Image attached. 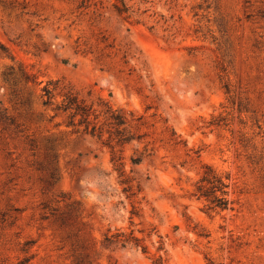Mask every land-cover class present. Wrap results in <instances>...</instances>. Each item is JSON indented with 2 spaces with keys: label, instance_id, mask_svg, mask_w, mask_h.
I'll use <instances>...</instances> for the list:
<instances>
[{
  "label": "rangeland",
  "instance_id": "1",
  "mask_svg": "<svg viewBox=\"0 0 264 264\" xmlns=\"http://www.w3.org/2000/svg\"><path fill=\"white\" fill-rule=\"evenodd\" d=\"M50 79L109 99L135 138L68 126ZM205 164L226 209L193 194ZM159 257L264 264V0H0V264Z\"/></svg>",
  "mask_w": 264,
  "mask_h": 264
},
{
  "label": "trees",
  "instance_id": "2",
  "mask_svg": "<svg viewBox=\"0 0 264 264\" xmlns=\"http://www.w3.org/2000/svg\"><path fill=\"white\" fill-rule=\"evenodd\" d=\"M114 8L118 14L130 17L129 7L124 1L121 4H114ZM42 91L44 105L52 106L55 115L58 112L65 115L66 124L77 131L81 130L99 138L107 134L104 142L111 148H115L116 145L124 146L135 138L125 112L115 107L109 99L98 96L96 101L88 102L71 84L59 79L48 80ZM57 96L60 99H57ZM131 160L134 164H138L142 161V156H132ZM123 167L122 161L117 164L121 175L125 172ZM229 192V175L220 173L211 164H205L193 194L198 199L205 200L208 211H219L229 207L231 203ZM107 239L112 240V237L107 236ZM135 239L136 245H139V240ZM127 241L122 240V243L125 244ZM145 249L143 247V250ZM154 264H163V259L161 257L155 259Z\"/></svg>",
  "mask_w": 264,
  "mask_h": 264
}]
</instances>
